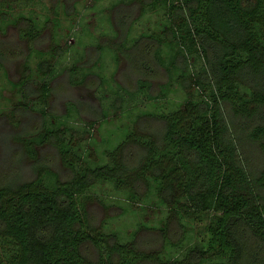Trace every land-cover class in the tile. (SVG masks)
<instances>
[{
	"label": "trees",
	"instance_id": "trees-1",
	"mask_svg": "<svg viewBox=\"0 0 264 264\" xmlns=\"http://www.w3.org/2000/svg\"><path fill=\"white\" fill-rule=\"evenodd\" d=\"M35 1L41 0H0V30L8 32L15 8ZM125 5L116 9L125 43L135 7L163 11L162 28L131 45L117 44L128 70L141 77L133 88L114 81L110 93L99 75L98 118L88 125L103 126L111 109H123L137 95L160 101L173 92L185 99L173 111L159 105L139 112L136 129L121 128L127 133L103 152L104 162L88 157L87 146L76 140L79 131L48 108L57 55L31 66L45 38L38 20L22 13L12 19L15 39L0 37L1 67L15 52L25 58L15 111L39 113V122L29 121L15 136L32 158L29 174L20 166V148L12 165L0 167V264H264V0ZM21 41L30 45L25 55ZM96 49L97 55L105 51L101 44ZM79 68L66 70L67 89L85 84L89 73L77 76ZM159 72L165 78L154 90L149 78ZM77 102L80 114L88 106ZM104 184L143 210H161L160 222L143 221L126 236L105 231L88 206ZM206 218L200 238L195 225Z\"/></svg>",
	"mask_w": 264,
	"mask_h": 264
},
{
	"label": "rangeland",
	"instance_id": "rangeland-1",
	"mask_svg": "<svg viewBox=\"0 0 264 264\" xmlns=\"http://www.w3.org/2000/svg\"><path fill=\"white\" fill-rule=\"evenodd\" d=\"M125 1L129 2L130 0L35 1L28 6L15 8L5 23L9 24L8 32L0 30V37L15 39L18 31L12 22L14 17L23 13L38 20V24L44 28L45 38L37 46V51L40 52H32L31 66L35 69L41 59L52 57L51 53H54L53 56L57 55L55 60L57 76L53 80L57 82V85L55 93L49 98L48 108L53 106L60 114V120L66 126L79 131L76 140L83 147L87 146L88 157H97L102 162L106 159L103 152L108 147L124 138L127 130L136 129L133 120L139 112L153 111L155 106L159 105L165 107L161 109L162 111H173L185 99L181 93L173 92L169 93L167 99L160 101L146 100V98L137 95V100L126 102L123 109H111L112 119L109 122H104L103 126L97 123L93 125L94 129L92 130L93 127L88 125L98 118L96 112L97 108H100V102L97 96L103 93L102 91L97 92L99 75L104 76L109 83L107 87H111L110 93H113L112 89L115 90L117 87L114 81L133 88L136 86L138 78L141 77L138 72L128 70L127 59L117 49L118 43H125V37L123 26L118 22L116 9L126 6ZM142 8V6L135 7V15L126 38L128 40L126 45H131L133 40L140 38L143 33H158L162 28L163 11L156 12L152 9L142 10ZM21 43L23 46L19 48L24 52V55L27 51H31L29 42L21 41ZM100 44L104 46L105 51L102 53L100 50L97 55L96 48ZM166 49L169 50L168 47ZM42 52L43 54H41ZM45 52L46 54H44ZM117 53H119L120 62L115 59ZM165 55H167L166 52ZM24 60L25 58L21 57L20 52L19 55L18 52H15L11 62H3L2 67L0 66V167L6 168L12 165L19 153L15 149L20 148L22 150L20 166L29 174L32 158L24 154L22 142L15 136L22 131L23 126H27L29 121L39 122L34 119L38 117L39 113L24 110L17 112L14 109L19 105L21 97L17 84L24 74ZM75 65L80 66L77 76L82 77L88 73L89 76L85 84L76 85L69 90L66 88L68 84L70 85L66 70ZM161 70L164 73V70ZM164 78L165 74L160 72L159 75L155 73V76L149 78L154 90L163 82ZM78 100L86 103L83 106H88L82 108L80 114L74 108V104H78ZM111 101L112 98L109 97L103 100L105 104H109ZM107 136L111 137L108 144L105 142ZM43 147H38L39 154ZM45 153L48 156H53L51 150H46ZM54 168L61 174L67 172L62 163H56ZM119 194L112 190L110 184L100 185L95 188L94 197L88 202L92 214L96 217V222L102 224L105 231H117L126 236L128 232L138 228V225L143 221L149 226H155L160 222L163 213L161 210L152 208L143 210L140 204H133ZM207 221L206 218L195 225L196 236L200 238L205 236L204 226Z\"/></svg>",
	"mask_w": 264,
	"mask_h": 264
}]
</instances>
